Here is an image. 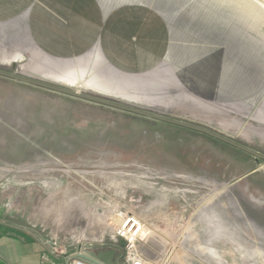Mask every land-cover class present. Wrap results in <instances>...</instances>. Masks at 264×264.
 Instances as JSON below:
<instances>
[{"label": "rangeland", "instance_id": "1", "mask_svg": "<svg viewBox=\"0 0 264 264\" xmlns=\"http://www.w3.org/2000/svg\"><path fill=\"white\" fill-rule=\"evenodd\" d=\"M0 70L264 155V0H0ZM124 214L155 264H264V160L0 75V222L85 241Z\"/></svg>", "mask_w": 264, "mask_h": 264}, {"label": "crops", "instance_id": "2", "mask_svg": "<svg viewBox=\"0 0 264 264\" xmlns=\"http://www.w3.org/2000/svg\"><path fill=\"white\" fill-rule=\"evenodd\" d=\"M99 249L113 250L109 259L114 264L125 261V242L118 237H103L81 241L74 238H46L30 227L18 223L0 222V264H91L76 258ZM100 245H106L101 248ZM115 250V251H114Z\"/></svg>", "mask_w": 264, "mask_h": 264}, {"label": "water", "instance_id": "3", "mask_svg": "<svg viewBox=\"0 0 264 264\" xmlns=\"http://www.w3.org/2000/svg\"><path fill=\"white\" fill-rule=\"evenodd\" d=\"M0 75L7 77V78H11L20 82H24L27 84H31L34 86H39L45 89H49V90H53L56 92H60L75 98H81V99H85V100H89V101H93L99 104H103V105H107V106H111L114 108H118L120 110H124L130 113H134L140 116H144L147 118H152V119H156V120H160V121H164V122H168L171 124H175V125H179L188 129H192L198 132H201L203 134H206L208 136H211L217 140H220L228 145H231L239 150H242L248 154H251L252 156L256 157V158H260L262 160H264V155L256 152L234 140H231L229 138H226L216 132H213L207 128L201 127V126H197V125H193V124H189L186 122H182L179 120H174L171 118H167L165 116L159 115V114H155L152 112H148L145 110H141V109H137V108H133V107H129L120 103H116L107 99H104L101 97H96V96H90L84 93H81V90H77L73 87L70 86H65L62 87L61 84L49 81V82H44V81H39V80H35V79H31L25 76H21L18 75L16 73H12V72H8L5 70H0ZM104 97V96H103ZM99 245H94V251H92L91 253L88 254H78L76 258H79L81 260H84L87 263H91V264H114V262L109 259V257L112 254L113 250H103V249H99L98 247ZM106 245H100L101 248L105 247ZM115 251V250H114Z\"/></svg>", "mask_w": 264, "mask_h": 264}, {"label": "built area", "instance_id": "4", "mask_svg": "<svg viewBox=\"0 0 264 264\" xmlns=\"http://www.w3.org/2000/svg\"><path fill=\"white\" fill-rule=\"evenodd\" d=\"M144 229L143 221L132 214H124L113 228V237L124 240L125 261L123 264H155L142 255L138 244L142 241ZM71 264H81L79 261H72Z\"/></svg>", "mask_w": 264, "mask_h": 264}, {"label": "bare ground", "instance_id": "5", "mask_svg": "<svg viewBox=\"0 0 264 264\" xmlns=\"http://www.w3.org/2000/svg\"><path fill=\"white\" fill-rule=\"evenodd\" d=\"M63 77L65 80L64 83H66L70 87L81 84V86H84L86 89L95 90L97 91V93H101V94L103 93V91L97 85L93 84L89 79L87 80L86 78L85 79L81 78V76L78 73H76L74 76H70L69 74H63ZM119 98L123 99V97H119Z\"/></svg>", "mask_w": 264, "mask_h": 264}]
</instances>
